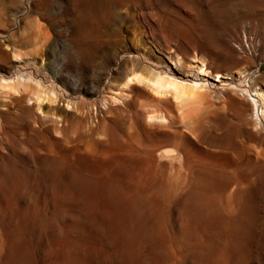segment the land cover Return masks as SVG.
Instances as JSON below:
<instances>
[{
    "label": "rangeland",
    "instance_id": "rangeland-1",
    "mask_svg": "<svg viewBox=\"0 0 264 264\" xmlns=\"http://www.w3.org/2000/svg\"><path fill=\"white\" fill-rule=\"evenodd\" d=\"M157 1L0 0V77L32 74L57 101L0 96V264H264V119L254 129L255 109L231 98L253 103L264 56L226 41L241 22L264 46V0ZM202 61L221 75L201 80L216 97L189 107L196 130L181 126L187 107L123 86L134 71L191 80ZM152 108L171 127L152 126Z\"/></svg>",
    "mask_w": 264,
    "mask_h": 264
},
{
    "label": "bare ground",
    "instance_id": "bare-ground-1",
    "mask_svg": "<svg viewBox=\"0 0 264 264\" xmlns=\"http://www.w3.org/2000/svg\"><path fill=\"white\" fill-rule=\"evenodd\" d=\"M71 1H73V3H74V5L75 4H77L78 5V3H79V5L80 6H83L84 5V3H86V2H84L83 3V0H71ZM157 1V0H156ZM160 1V0H159ZM159 1H157V2H159ZM168 1V0H167ZM170 1V0H169ZM207 1V0H206ZM211 1V0H210ZM209 1V2H210ZM214 1V0H213ZM217 0H215L214 2H216ZM88 2V1H87ZM154 2V1H153ZM163 2V1H162ZM161 2V3H162ZM208 2V1H207ZM208 2V3H209ZM100 3V2H99ZM111 3V2H110ZM211 3V2H210ZM224 3V2H223ZM222 3V4H223ZM157 4V3H156ZM165 4V3H164ZM212 4H213V2H212ZM223 5H225V4H223ZM240 5H241V3H240ZM248 5V4H247ZM253 5V4H252ZM252 5H251V7H252ZM111 6V5H110ZM160 6H161V4H160ZM213 6V5H212ZM217 6V5H216ZM215 6V7H216ZM222 6V5H221ZM244 6V5H243ZM249 6V5H248ZM87 7V6H86ZM218 7V6H217ZM223 7V6H222ZM222 7L221 8H216V9H214V8H212L211 10L212 11H214L213 13H211V12H209L210 13V16L211 17H213L214 19L215 18H217V17H220L221 15H222ZM226 7V6H225ZM251 7H249V9L251 8ZM162 8H164V7H162ZM209 8V7H208ZM257 8V7H256ZM259 8V7H258ZM160 9V8H159ZM252 9V11H253V9L254 8H251ZM261 9V8H260ZM158 10V9H157ZM248 10V9H247ZM247 10L246 11H244V12H247ZM257 9H255V11H256ZM240 12V11H239ZM248 12L250 13L251 11H249L248 10ZM247 12V13H248ZM254 12V11H253ZM252 13V12H251ZM253 14V13H252ZM239 15V14H238ZM238 15L236 14V16L238 17ZM242 15H244V13L242 14ZM241 15V16H242ZM247 15V14H246ZM245 15V16H246ZM235 16V17H236ZM240 16V15H239ZM158 17V16H157ZM250 17V16H249ZM204 18V17H203ZM232 18V17H231ZM247 18V17H246ZM237 22V21H236ZM240 22V21H239ZM241 23V22H240ZM240 23L235 27L236 28V30L234 29V27L233 26H229V28H228V30L226 31V41H227V44H228V46H229V48H230V52H231V54H233V55H239V53H240V50H242V49H246V51L247 50H252V52H253V58L255 57V58H261V57H263L264 56V46H260V43L258 42V43H256L253 39H249L248 37H247V39L246 38H241V35L239 34L240 33V31H241V29L244 27V25H240ZM243 23V22H242ZM261 24H264V21H262V22H260ZM203 26H204V24H203ZM240 30V31H239ZM258 30V29H257ZM262 30V29H261ZM264 30V29H263ZM242 32V31H241ZM224 34H225V32H224ZM223 34V35H224ZM206 36V35H205ZM204 36V37H205ZM206 38V37H205ZM207 38H209V37H207ZM254 38V37H253ZM209 40V39H208ZM213 40V39H212ZM211 40V41H212ZM210 41V40H209ZM213 42V41H212ZM261 42V41H260ZM227 46V47H228ZM171 49V48H170ZM221 49V48H220ZM226 50V49H225ZM224 50V51H225ZM243 51V50H242ZM174 52H176L175 50H174ZM245 52V51H244ZM172 54V53H171ZM252 54V53H251ZM228 56H229V54H227ZM226 55V56H227ZM174 57V58H173ZM170 58H173V60H175V64H176V66H181V63H182V60H181V58H180V56L179 55H177V54H175V55H170ZM224 59H226V58H224ZM203 62V61H202ZM206 62H203V63H201L200 64V66H198L197 68H193V71H194V78L193 79H191V80H186V79H184V78H180V77H177V76H175L173 73H171V72H169L170 74H168V73H161L159 70H150L149 71V73H141L140 71L138 72V71H134V72H131L129 75H127L126 76V78H125V80H124V83H123V86H125L126 88H130L132 85H136V84H139V85H141V86H146L147 88H149V90L152 92V94L154 95V97L151 99V100H154L155 99V101H153L155 104H156V106H158V104L159 103H161V104H163L165 101H166V103L168 102V104L171 102V104L170 105H168V104H166V106L168 105L169 107L170 106H172V105H174V106H176L175 108H177V110H179V109H183L184 107H187V109L186 110H189V112H186V110H182V114H181V119L183 120V122H184V124L185 125H181V126H184V127H186L187 129H189V131L190 130H192V129H190V128H193V129H195V128H198L197 126L196 127H193L194 125L193 124H195L197 121L196 120H194V118H196L197 120H198V118L195 116L196 114L194 113V110L195 109H193V111L191 110L190 111V108H201V109H203V108H205L204 106L205 105H207L208 107H209V104L212 102V100H208L207 98H209V96H207L208 94L209 95H211L212 93H211V90H210V88H209V86L204 82V81H201L202 79H207V78H209L210 76H214V77H216V78H218L220 75H221V73L220 72H216V73H214L212 70H211V68H209V67H207V65L205 64ZM259 63H261V62H259ZM259 65H261V64H259ZM260 67V66H259ZM245 69V68H244ZM250 69V68H249ZM192 70V69H191ZM239 71V70H238ZM251 71H252V69H251ZM260 71V70H259ZM237 73V72H236ZM246 70H241V71H239V73H237L238 74V79H241V78H243V77H245L246 76ZM235 74V73H234ZM231 75H233V74H231ZM235 76V75H234ZM250 76V75H249ZM237 78V77H236ZM187 79H189V78H187ZM246 80V79H245ZM234 81V80H233ZM245 86V85H244ZM133 88V87H132ZM251 90L254 92V93H250V95L254 98V100H253V103H250V101H248L246 98L244 99V98H241V97H243V96H239V97H237V96H235V97H237V98H233V97H231V96H234V94H232L231 96H228V98H232V99H236V100H238V102H239V104L241 103V104H243V105H245V106H250V107H252V108H254L255 109V119L256 120H254V123H252V125H253V128L254 129H258V131H260V129L261 128H259V124H260V121H261V118H263L264 119V83H262V84H259V83H255V84H253V87L251 88ZM22 93V92H26L27 93V100L29 101V102H32V103H35L39 108L41 107V105L43 104V103H45L46 101H48V102H50L49 104H51L52 106L51 107H53V105H54V103H56L57 101H56V97H55V94L53 93V92H51V91H48V90H46V88L44 87V85L42 84V82L38 79V78H36L35 76H33L32 74H24L23 72L22 73H20L18 76H16V77H10V78H7V77H0V96H7V95H12V94H14V93ZM234 92V91H233ZM255 92H256V94H255ZM235 94H237L236 92H235ZM239 94V93H238ZM15 95V94H14ZM152 95V96H153ZM10 97V96H9ZM211 97H212V99L213 98H215L216 96L214 95H211ZM255 98H257V101L255 100ZM208 101H207V100ZM221 99V98H220ZM223 99V98H222ZM225 99H226V97H225ZM224 99V100H225ZM230 100V99H229ZM228 100V101H229ZM206 101L207 102H209V104L207 103L206 104ZM214 101V100H213ZM217 101H218V99H217ZM221 101V100H220ZM226 101V100H225ZM231 102L232 101H235V100H230ZM28 102V103H29ZM216 102V101H215ZM219 102V101H218ZM214 105H215V103L214 102H212ZM211 103V104H212ZM220 103V102H219ZM224 103H226V102H224ZM224 103H222V106H224L223 104ZM229 103V102H228ZM70 104V103H69ZM68 104V105H69ZM211 104H210V106H211ZM234 104H235V102H234ZM238 104V105H239ZM240 104V105H241ZM35 105V106H36ZM154 105V104H153ZM213 105V106H214ZM226 105V104H225ZM236 105V104H235ZM234 105V106H235ZM55 106V105H54ZM206 106V107H207ZM221 106V105H220ZM219 106V107H220ZM221 106V107H222ZM56 107V106H55ZM168 107V108H169ZM190 107V108H189ZM207 107V108H208ZM249 107V108H250ZM58 108V107H57ZM155 108V107H154ZM154 108H152L149 112H148V114H147V119H148V122L149 123H151V124H153L152 126H163V128L165 127V126H169V127H171L170 125L172 124L171 122H172V120H173V117L175 118V115L172 117L171 116V112L169 113V112H166L163 108L161 109V108H159L158 110H153ZM172 109H173V106L171 107ZM170 108V109H171ZM189 108V109H188ZM207 108H205V109H207ZM211 108V107H210ZM210 108H208L209 110H210ZM217 108V107H216ZM52 109H54V107L52 108ZM149 109V108H148ZM169 109V110H170ZM171 109V110H172ZM211 109H213V107L211 108ZM55 110V109H54ZM181 110H179V111H181ZM215 110V109H214ZM214 110H213V112H214ZM178 111V112H179ZM196 111V110H195ZM197 111H199V110H197ZM203 111H204V109H203ZM203 111L201 112V114L203 113ZM206 111V110H205ZM211 111V110H210ZM180 113V112H179ZM198 113V112H197ZM216 113V112H215ZM173 114V113H172ZM204 114V113H203ZM202 114V115H203ZM207 114V113H206ZM217 114L219 115V113H216L215 115L217 116ZM46 115V114H45ZM180 115V114H179ZM198 116H199V118H201L200 117V115L198 114ZM204 116V115H203ZM206 116V115H205ZM211 116V115H210ZM215 116V117H216ZM180 117H179V119H180ZM207 117V116H206ZM205 117V118H206ZM212 117H214V116H211V119H212ZM53 118V117H52ZM203 118V117H202ZM208 118V117H207ZM206 118V119H207ZM254 118V117H253ZM178 120L179 121V123H180V121H182V120ZM204 119V118H203ZM205 119V120H206ZM187 120V121H186ZM189 120V121H188ZM192 120H194L195 122H193V124H192ZM202 120V119H201ZM219 120V119H218ZM56 121V120H55ZM213 121V120H212ZM220 121V120H219ZM175 122H177V121H175ZM171 123V124H170ZM200 123H202V122H200ZM218 123H220V122H218ZM178 124V123H177ZM183 124V123H182ZM192 124V125H191ZM204 124V123H203ZM216 124H217V122H216ZM180 125V124H179ZM195 125H199L200 126V124H199V121H198V124L196 123ZM156 127V128H157ZM158 127V128H159ZM162 128V127H161ZM185 128V129H186ZM158 130V129H157ZM161 130V129H160ZM182 130V129H181ZM196 130V129H195ZM253 130V129H252ZM184 131V130H183ZM180 132V133H185V132ZM188 131V130H187ZM194 131V130H193ZM193 131H191V133L193 134ZM257 131V130H256ZM255 131V132H256ZM197 132H198V130H197ZM251 132V131H250ZM196 133V132H195ZM182 134V135H183ZM196 134H198V133H196ZM250 135L251 134H253V133H249ZM258 134V133H257ZM249 135V136H250ZM184 136H186V133L184 134ZM194 137H195V135H193ZM196 136H198V135H196ZM248 136V135H247ZM257 137V136H256ZM188 138V137H187ZM200 138V137H199ZM198 138V139H199ZM201 139V138H200ZM251 139V138H250ZM227 140V139H226ZM230 140V139H229ZM186 142V141H185ZM199 142H201V141H199ZM229 142V141H228ZM197 144V143H196ZM185 145H186V143H185ZM187 146V145H186ZM185 146V147H186ZM202 146V145H201ZM208 147V146H207ZM206 147V148H207ZM223 147V146H222ZM191 148H189V150H190ZM209 149H210V147H209ZM158 150V149H157ZM156 150V151H157ZM187 151V149H186V151L188 152V153H190V151L192 150H190V151ZM199 150V149H198ZM147 151V150H146ZM194 151V150H193ZM192 151V152H193ZM214 151V150H213ZM212 151V152H213ZM154 152H155V150H154ZM169 152H171V151H169ZM214 152H217V151H214ZM221 152V151H220ZM220 152H218V154L220 153ZM223 153H224V151H223ZM159 154V153H158ZM165 154V153H164ZM193 154H195L194 152H193ZM202 154V153H201ZM200 154V155H201ZM209 154V153H208ZM225 154V153H224ZM166 155V154H165ZM186 155H188V154H186ZM198 155V154H197ZM197 155H195V157L194 158H196L197 159ZM203 155V154H202ZM189 156H192V154L191 155H189ZM206 156V155H205ZM204 156V158L201 156H199L198 155V159L197 160H199V159H201V160H203V159H205V158H207V157H205ZM200 157V158H199ZM209 157V156H208ZM212 157V156H211ZM187 159H188V156L186 157ZM192 158V157H191ZM203 158V159H202ZM219 158V157H218ZM224 158V157H223ZM249 158V157H248ZM210 159V158H209ZM209 159H206L205 161L207 162ZM250 159H251V157H250ZM200 160V161H201ZM212 160V159H211ZM211 160H209L208 162H212V163H209L210 165H209V167L207 166V168H206V170H211L210 172H212L213 170H214V167H216L217 166V168H218V166L219 165H213V161H211ZM213 160H215V159H213ZM217 160V159H216ZM204 161V160H203ZM219 161V160H218ZM225 161V160H224ZM219 163V162H218ZM238 163V162H237ZM212 164V165H211ZM224 164H227V163H225L224 162ZM229 164H230V162H229ZM228 164V165H229ZM232 164V163H231ZM197 166H199V165H197ZM210 166L212 167L213 166V168H210ZM205 170V171H206ZM205 171H203V173L205 172ZM209 172V173H210ZM215 173L217 174V173H219V172H216V169H215ZM215 173H214V175H215ZM206 174V173H205ZM211 174V173H210ZM214 175L212 174V176L214 177ZM218 175V176H217ZM217 175H215V176H217V177H214L215 179H217L218 177H219V174H217ZM192 176H194V175H192ZM209 176V175H208ZM211 177V176H210ZM220 178V177H219ZM202 179H203V177L200 179V181H202ZM223 179V178H222ZM221 179V181H223ZM204 180V179H203ZM218 180V179H217ZM199 181V182H200ZM208 181V180H207ZM218 181H220V180H218ZM217 181V182H218ZM198 182V181H197ZM203 182V181H202ZM220 183V182H219ZM218 183V184H219ZM232 183V182H231ZM188 184H190L191 185V182L189 183L188 182ZM197 185H199V184H197ZM203 185H205V184H203ZM216 185V184H215ZM187 187H189V186H187ZM230 187V186H229ZM262 188L264 187V185H262L261 186ZM261 187H259V188H261ZM247 187H245V190H240V188L239 189H237V190H239L240 192H242V191H246V190H248L249 191V189L247 188ZM252 188V187H251ZM257 188V187H256ZM255 188V189H256ZM199 189V188H198ZM255 189H253V190H255ZM258 189V188H257ZM264 189V188H263ZM237 190H236V192H237ZM251 191V190H250ZM250 191H249V194H248V192H245V193H247L248 195H251V193H250ZM259 191H260V189H259ZM263 191V190H262ZM191 192V191H190ZM193 192V191H192ZM191 192V193H192ZM198 192V191H197ZM256 192V191H255ZM258 192V191H257ZM199 193H201V194H203V192H199ZM254 192H252V194H253ZM196 195L198 194V193H195ZM200 194V195H201ZM242 194H244V192L242 193ZM190 195V194H189ZM192 195V194H191ZM256 195V194H255ZM255 195H253V197L255 196ZM258 195V194H257ZM249 197V196H248ZM247 197V198H248ZM251 197V196H250ZM250 197H249V199H250ZM200 198V197H199ZM256 198H258V197H256ZM255 198V199H256ZM202 200H201V202L204 200V197L203 198H201ZM251 199H252V197H251ZM251 199H250V201H251ZM198 200V199H197ZM257 200V199H256ZM199 201V200H198ZM198 201H197V203H198ZM200 202V201H199ZM249 202V201H248ZM203 204L205 203V200L202 202ZM210 203V202H209ZM256 203V202H255ZM200 204V203H199ZM203 204H200V205H203ZM254 204V203H253ZM253 204L252 203H250V205H252L253 206ZM200 205H197L198 207H200ZM205 205L206 204H204V206H203V208H205ZM209 205V204H208ZM256 205V204H255ZM210 206H211V204H210ZM207 207V206H206ZM212 207V206H211ZM211 207H210V210H211ZM208 208V207H207ZM255 208V207H254ZM206 209V208H205ZM205 209H204V211H205ZM214 209V208H213ZM200 210V212H202V215L200 214V216H201V218H203L204 216H203V214L205 213L206 214V212H204L203 211V209H202V206H201V209H199ZM199 210H197L196 212H199ZM202 210V211H201ZM214 211V210H213ZM141 212V211H140ZM195 212V213H196ZM199 212V213H200ZM199 213H198V215H199ZM204 214V215H205ZM211 214H213L212 212H211ZM210 215V214H209ZM214 215V214H213ZM212 215V216H213ZM203 216V217H202ZM206 216V215H205ZM211 216V221H213V217ZM198 218V217H197ZM208 218V217H207ZM203 219H205V217L203 218ZM204 221V220H203ZM206 221H207V219H206ZM208 221H209V219H208ZM207 221V222H208ZM204 223V222H203ZM211 223V222H210ZM215 223V222H214ZM217 223V222H216ZM215 223V224H216ZM110 235V234H109ZM86 254V253H85ZM88 255V254H87Z\"/></svg>",
    "mask_w": 264,
    "mask_h": 264
}]
</instances>
